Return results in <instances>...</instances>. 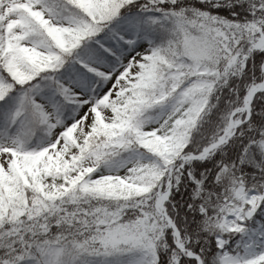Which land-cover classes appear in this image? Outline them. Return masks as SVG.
<instances>
[{"label": "snow or ice", "instance_id": "6c2138e0", "mask_svg": "<svg viewBox=\"0 0 264 264\" xmlns=\"http://www.w3.org/2000/svg\"><path fill=\"white\" fill-rule=\"evenodd\" d=\"M0 264H264V0H0Z\"/></svg>", "mask_w": 264, "mask_h": 264}]
</instances>
